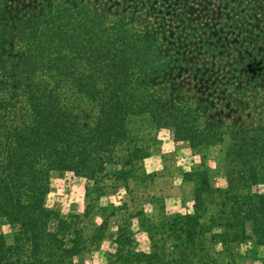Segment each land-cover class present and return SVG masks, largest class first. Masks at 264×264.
I'll list each match as a JSON object with an SVG mask.
<instances>
[{"label":"trees","instance_id":"trees-1","mask_svg":"<svg viewBox=\"0 0 264 264\" xmlns=\"http://www.w3.org/2000/svg\"><path fill=\"white\" fill-rule=\"evenodd\" d=\"M173 4L164 14L155 0H0V224L13 239L0 230V264H72L95 236L45 207L50 172L95 192L146 177L142 121L193 148L225 143L226 186L194 173L192 213L148 225L150 240L165 235L180 264H204L209 225L226 250L264 243V0Z\"/></svg>","mask_w":264,"mask_h":264},{"label":"rangeland","instance_id":"rangeland-1","mask_svg":"<svg viewBox=\"0 0 264 264\" xmlns=\"http://www.w3.org/2000/svg\"><path fill=\"white\" fill-rule=\"evenodd\" d=\"M155 1L166 9L164 14H169L175 0L168 4ZM142 122L138 143L148 148L149 156L143 159V169L139 173L147 174L146 177L129 178L127 185L122 180L110 178L99 192H95L85 177L71 171L50 172L45 207L62 219L76 217L82 237H96L87 240L86 247L73 256L72 264H147L145 258L133 261L129 257V252L141 251H155L162 255V262L174 260L171 264H180L178 257H170L171 240L157 234L152 242L148 237V225H156L175 214L192 213L194 173L204 172L214 188L226 186L225 143L193 148L186 142H174L168 129H157ZM131 126L137 129L138 125ZM117 168L110 167V171ZM260 190L264 191V187ZM208 215L209 212L200 218L206 225ZM0 230L7 236V243H12L10 228L0 224ZM151 231L156 230L152 228ZM220 231V227L209 225L202 236L199 256L203 257L204 264H264V243L258 244L250 236L226 250L217 236ZM246 232L252 235L249 224ZM118 234L123 238L116 243ZM153 245H157L156 248ZM186 264H201V261L193 259Z\"/></svg>","mask_w":264,"mask_h":264}]
</instances>
